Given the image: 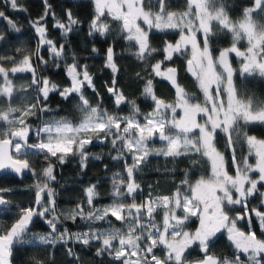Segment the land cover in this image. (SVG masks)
<instances>
[{
	"label": "snow or ice",
	"instance_id": "1",
	"mask_svg": "<svg viewBox=\"0 0 264 264\" xmlns=\"http://www.w3.org/2000/svg\"><path fill=\"white\" fill-rule=\"evenodd\" d=\"M92 2L94 14L88 35L114 37L104 54L105 67L113 74L111 86L106 87L114 105L129 106V113L121 115L103 106L89 65L81 64L80 57L71 50L68 36L82 21L71 9L64 10L63 18L58 17L49 0H43V15L29 21L37 38L35 49L21 46L12 49L11 55H0V174L31 172L36 178L31 186L35 200L27 207L14 205L6 198L13 191L11 188H0V213L10 212L12 207L17 209L13 213L17 218L10 226H0V264H12L18 246L47 249L57 242L67 244L73 240L85 246L98 243L96 255H107L115 264H188L187 255L193 245L203 253V258L194 264H264V138L248 132L251 126L264 125V98L250 94L243 84L250 78L264 79V0H240L238 5L227 0H186L183 10H172L170 0ZM5 3L14 11H27L18 0ZM236 9L240 11L238 18L230 15ZM49 16L64 43L49 38ZM109 18L110 22H105ZM0 19L11 30L0 33L2 47L12 33L22 34V29L4 11H0ZM156 33L176 34L178 38L174 42L165 39L162 47H156L150 38ZM225 36L231 37L230 46L220 47L216 41ZM115 38L126 41L129 55L145 65L142 71L147 76L137 72L136 78L144 84L141 95L153 104L147 113L141 112L136 101L129 100L117 87L116 74L120 69L114 51ZM241 41L247 44L243 50L238 47ZM42 49L53 63H64L69 86L62 88L38 73L40 65L49 64ZM91 51L99 50L93 46ZM233 54L238 58V67H233ZM157 55L163 59L150 63ZM181 56H187L185 71L193 78L200 95L189 92L180 83L177 67H163ZM69 58L71 63L67 62ZM8 64L12 66L6 67ZM24 73L30 74V81L17 87L12 78H20L17 74ZM156 78L166 80L174 89L172 101L156 95ZM87 89L96 92L95 103L86 96ZM52 93L65 100L75 95L79 119H41L54 111L48 103ZM18 99L26 101L23 106H14ZM30 118L39 122L30 123ZM155 138L163 142L160 148L150 147ZM96 141L110 144L111 152H115L109 153L111 159L123 164L111 177L113 202L96 207L94 201L99 193L97 185L92 184L85 189V201L64 216L58 213L56 192L50 186L56 179L52 160L63 164L68 157L78 156L83 169L90 158L100 159L87 150ZM237 147L246 149L242 160L237 159ZM152 156L189 158L190 167L171 195H153L149 191L137 203L136 197L143 191L137 176ZM32 157H43L46 163L39 173L33 168ZM249 157L255 158L254 164ZM229 168L234 169V174ZM194 170L207 174L191 182L189 176ZM254 174H258L256 178ZM257 196L259 204L251 208L254 222L249 215V198ZM129 198L132 202L125 203ZM237 205L243 214L230 215ZM161 213L162 219L157 220ZM193 217L199 220V226L194 232L186 231V224ZM37 218L48 225V232L32 231ZM77 218L88 222L87 231L71 233L66 227L60 230L64 220ZM241 221L247 231L238 226ZM96 222H104L108 227H93ZM222 232H226L236 250L232 257L211 253L217 234ZM67 252L79 260L71 248ZM34 264L55 262L49 252L47 261L35 260Z\"/></svg>",
	"mask_w": 264,
	"mask_h": 264
},
{
	"label": "trees",
	"instance_id": "2",
	"mask_svg": "<svg viewBox=\"0 0 264 264\" xmlns=\"http://www.w3.org/2000/svg\"><path fill=\"white\" fill-rule=\"evenodd\" d=\"M27 11H14L10 5L5 3V0H0V11H4L7 16L17 22L18 27H21L22 34L12 33L11 37L6 43L0 47V55L12 54V49L16 47H26L30 50H34L36 47V34L33 28L30 26L29 21L35 20L44 13L43 0H18ZM229 4L238 5L240 0H227ZM58 17L63 18L64 10L71 9L73 15L78 17L82 24L68 36V42L72 51L80 57L81 64H88L89 71L93 74L94 84L96 92L99 93L102 99L103 106L110 112H118L121 115H127L129 113V106L121 105L117 108L111 96L107 92V86H111L112 72L109 68L105 67L104 54L109 46L114 41L113 36L107 38L100 37L99 35L89 36V22L91 21L94 14V5L92 0H49ZM172 10H183L186 5V0H170ZM230 15L234 18H238L240 15L239 9L234 12L230 11ZM47 26L49 29V38L64 43L65 41L60 35V31L53 27L54 20L51 16L46 18ZM105 22H110L106 20ZM114 28L117 25H112ZM11 30L7 28V23L3 19H0V33H7ZM19 37L17 39L16 37ZM177 37L176 34H169L165 36L162 33H156L150 35L153 46L162 47V41L165 39L174 40ZM22 42V43H21ZM231 37L225 36L219 38L216 43L220 47L230 46ZM95 46L99 51L93 53L92 47ZM243 44H239L242 47ZM129 45L122 38H115L114 51L117 53L116 63L120 71L116 74L117 87L123 90L124 94L129 100H135L137 105L140 107L141 112L147 113L151 111L153 104L149 99H145L141 95L142 88L144 86L143 81L136 78V73L140 72L142 76H147V73L142 71L145 67L144 63L136 60L135 57L129 55L126 49ZM135 51V48H132ZM41 54L45 56V59L49 60L48 65H40L38 73H42L45 77H48L54 83L60 85L62 88L67 87L70 84V80L64 71V63L57 61L53 63L49 55L41 50ZM216 53H214L215 55ZM185 56L175 58L172 63H166L163 67H177L179 71V81L186 87L189 92H196L200 95L198 89L195 88L194 82L186 76L184 69ZM163 59L162 55H157L151 59L150 63H155L157 60ZM71 63V59L67 60ZM11 64L6 67H11ZM150 71V69H149ZM20 78L13 77V82L17 87L26 85L30 81V74H17ZM240 83V81H237ZM156 88V95L166 101H172L175 97V91L166 80L156 78L154 81ZM245 89L250 93H254L261 98H264V79H248L243 81ZM96 92L92 89L86 90V96L93 102H96ZM26 101L18 99L14 102V106H23ZM49 106L54 111L45 114L41 119H49L52 116H67L69 118L80 117V113L76 108L78 103L75 95L71 96L70 99L65 100L58 93L50 94ZM30 123H38L35 118H30ZM250 135H256L258 138H264V125L251 126L248 129ZM218 147H221L218 145ZM90 154H96L100 156V159L90 158L87 161V167L81 168L79 157H68L63 164H59L55 159L52 163L55 165L54 180L52 186L56 190V205L58 213L67 216L70 214V210L74 209L78 203L85 201V189L92 184L97 185V191L99 196L95 199L94 204L96 207L109 205L113 202L111 196L112 192V180L111 177L114 172L121 170L123 167L122 162L113 161L111 155H115V152H111V145L105 143L94 144L88 147ZM223 150V148H221ZM246 149L237 147V159L242 160L243 156L246 155ZM195 158V157H193ZM33 168L39 173L46 163L43 161V157H32ZM249 162L252 163V157H249ZM129 163V161H128ZM107 166V167H105ZM189 158H164L163 156H152L149 158L148 165L143 171L137 176L138 182L141 183L142 195L136 197L137 203H139L145 196L148 195L149 191H152L153 195H171L179 182L184 179V171L188 169ZM207 165L204 168L207 169ZM174 170V171H173ZM231 174H234V169L229 168ZM206 175L207 172H201L200 170H194V174H190L189 179L191 182H195L200 175ZM31 172H25L23 175L5 174L0 177V188H11L13 191L6 195V198L13 202V204H19L22 207L30 206L35 200V189L31 186L35 181ZM151 185V189L149 186ZM249 215L251 208L256 207L259 204V197L249 198ZM129 203V202H125ZM85 210L87 205L85 203ZM263 210V209H262ZM17 209L12 207L8 213H0V226H10L14 219L17 217L13 215ZM237 212L243 214V209L235 207V210L229 214L235 216ZM253 221L255 222V218ZM116 227H120V223L115 221V218H111ZM157 220H161V216H157ZM197 225L195 219L188 222V229H192ZM239 227L247 231V227L244 221L239 222ZM67 228L71 233L83 232L88 230V222L77 218L75 221L66 219L60 226V230ZM93 227L106 228L108 225L104 222H96ZM257 234L259 235L258 223L256 224ZM32 231L38 233H46L49 231L48 225L42 220L37 218L32 225ZM100 245L93 242L89 246H85L76 241H69L67 244L63 242H57L54 246L45 249L43 246H18V249L14 250L12 264H34L35 260H46L48 259V253H52V259L55 264H115L111 257L97 256L96 248ZM71 248L72 251L79 257V260L73 259L68 255L67 249ZM234 247L223 234H218L215 239V243L211 246V253L217 256H228L232 257L235 254ZM160 255L161 253H157ZM203 253L199 248L194 247L189 250L187 260H193L197 257H201ZM241 259L244 258L241 256Z\"/></svg>",
	"mask_w": 264,
	"mask_h": 264
},
{
	"label": "rangeland",
	"instance_id": "3",
	"mask_svg": "<svg viewBox=\"0 0 264 264\" xmlns=\"http://www.w3.org/2000/svg\"><path fill=\"white\" fill-rule=\"evenodd\" d=\"M109 20H110V18H109ZM142 26H144L143 24H142ZM176 38H178V36L176 37ZM175 38V39H176ZM175 39L173 40V42L175 41ZM243 44V46L242 47H240L241 48V50H243L246 46H247V44H246V41H241L240 42V44ZM238 47H239V44H238ZM184 59V65H185V61H186V59H187V56H185V58H183ZM232 62H233V67H238L239 66V61H238V58H236L235 56H234V54L232 55ZM184 69H185V66H184ZM158 79H160V78H158ZM162 80V79H161ZM194 82V81H193ZM195 86V85H194ZM196 88V87H195ZM150 100V99H149ZM151 101V100H150ZM152 102V101H151ZM99 143H101V142H99V141H96V142H94L92 145H94V144H99ZM162 143L163 142H161L158 138H155L154 139V141L150 144V147H154V148H160L161 146H162ZM92 145H89V146H92ZM88 146V147H89ZM131 163V160L129 159V164ZM252 163L254 164L255 163V158L254 157H252ZM256 175H258V174H254L253 175V178H256ZM53 182L54 181H51L50 182V186L55 190V187L54 186H52V184H53ZM261 191H264V189H261ZM55 192H56V190H55ZM124 202H129V203H131L132 201H131V199L129 198V199H127V200H125ZM236 207H240L239 205H237ZM264 210V209H263ZM253 215L252 216H254V218H255V215H254V213H252ZM160 216H161V219H162V213L160 214ZM193 219H195L196 220V222H197V225L195 224V227L194 228H192L191 230L190 229H188V227H185V230L186 231H189V232H194L195 231V229L199 226V220L196 218V217H193V218H191L189 221L191 222V220H193ZM188 221V222H189ZM188 222H187V224H186V226L188 225ZM218 234H223L226 238H227V234H226V232H222V233H218ZM217 234V235H218ZM194 247H197V248H199L198 246H196V245H193V247L192 248H194ZM191 248V249H192ZM243 257V256H242ZM203 258V255L201 256V257H197L196 259H193V260H190V261H188L187 260V262H188V264H194V262L195 261H198V260H200V259H202ZM244 258V257H243ZM245 259V258H244Z\"/></svg>",
	"mask_w": 264,
	"mask_h": 264
},
{
	"label": "water",
	"instance_id": "4",
	"mask_svg": "<svg viewBox=\"0 0 264 264\" xmlns=\"http://www.w3.org/2000/svg\"><path fill=\"white\" fill-rule=\"evenodd\" d=\"M184 66H185V65H184ZM185 74H186L187 77H189L190 79L193 80V78L190 76L189 73H187V72L185 71ZM108 94H109V93H108ZM109 96H111V95L109 94ZM5 174H7V173L0 174V177L3 176V175H5Z\"/></svg>",
	"mask_w": 264,
	"mask_h": 264
},
{
	"label": "flooded vegetation",
	"instance_id": "5",
	"mask_svg": "<svg viewBox=\"0 0 264 264\" xmlns=\"http://www.w3.org/2000/svg\"><path fill=\"white\" fill-rule=\"evenodd\" d=\"M193 81V80H192Z\"/></svg>",
	"mask_w": 264,
	"mask_h": 264
}]
</instances>
